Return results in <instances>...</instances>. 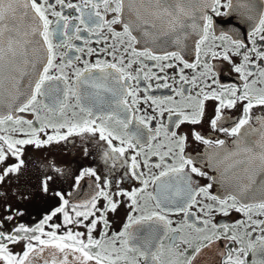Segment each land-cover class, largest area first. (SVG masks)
Instances as JSON below:
<instances>
[{
    "label": "snow or ice",
    "instance_id": "obj_1",
    "mask_svg": "<svg viewBox=\"0 0 264 264\" xmlns=\"http://www.w3.org/2000/svg\"><path fill=\"white\" fill-rule=\"evenodd\" d=\"M257 110L264 0H0V185L28 150L102 163L69 191L50 162L19 196L46 204L34 226L0 216V264H264Z\"/></svg>",
    "mask_w": 264,
    "mask_h": 264
},
{
    "label": "flooded vegetation",
    "instance_id": "obj_2",
    "mask_svg": "<svg viewBox=\"0 0 264 264\" xmlns=\"http://www.w3.org/2000/svg\"><path fill=\"white\" fill-rule=\"evenodd\" d=\"M95 46V45H94ZM92 59H95L93 57ZM220 79L222 82L231 83L234 82V74L229 70L225 69L221 73ZM156 95H167L170 94L168 90L161 89L155 92ZM233 115H239V111L235 110ZM255 115H264V113L258 110L254 112ZM221 138H223L221 136ZM193 148H197L199 151H203L202 145H189L188 151L191 152ZM28 159V169L20 177L17 183L13 180L12 183L7 186L0 185V216L5 214V210L8 206L12 208L19 207L23 212V217L20 218V222L26 226H34L39 220L40 215L43 213L46 204L40 200H34L31 197L25 200H20V193H34L38 187L39 180L43 177L47 171V165L55 161V163L64 168L68 173L67 176L61 178L57 182V187H62L65 190H71L70 185L72 184L73 176L82 167H102V163L99 162L98 158L93 160L91 157H83L79 152V142L74 146L69 143L67 145H53L50 148H44L41 150H28L25 153ZM83 184V182H82ZM83 191L87 192V187L83 188ZM123 213H118L116 216H110V220L113 221L112 228L118 229L121 225V216ZM242 218L239 214L233 213L231 217L223 218L217 216L216 219L219 222H231L235 219ZM251 260V256L249 257Z\"/></svg>",
    "mask_w": 264,
    "mask_h": 264
}]
</instances>
